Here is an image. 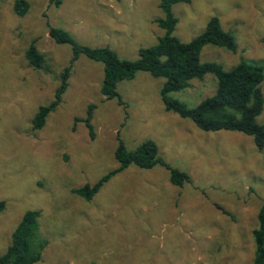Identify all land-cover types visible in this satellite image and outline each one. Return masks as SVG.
Wrapping results in <instances>:
<instances>
[{"label":"rangeland","instance_id":"obj_1","mask_svg":"<svg viewBox=\"0 0 264 264\" xmlns=\"http://www.w3.org/2000/svg\"><path fill=\"white\" fill-rule=\"evenodd\" d=\"M0 0V257L27 211H39L48 245L37 264H253V231L264 200V149L238 132H205L167 112L164 79L139 72L119 84L124 105L101 94L103 64L85 57L71 72L60 106L41 130L39 108L50 104L60 74L72 59L70 45L56 44L51 28L68 31L91 48L109 47L136 60L141 48L165 33L161 0ZM175 36L183 43L218 17L234 35L236 52L207 46L203 62L226 71L241 60L264 67V0H192L173 7ZM36 40L47 70H34L26 51ZM264 94V81L262 83ZM212 75L170 96L189 107L212 97ZM94 107L93 137L85 123ZM264 124V111L258 118ZM153 140L159 156L190 176L183 187L169 171L130 166L91 199L74 193L118 168L122 141L133 151Z\"/></svg>","mask_w":264,"mask_h":264},{"label":"trees","instance_id":"obj_2","mask_svg":"<svg viewBox=\"0 0 264 264\" xmlns=\"http://www.w3.org/2000/svg\"><path fill=\"white\" fill-rule=\"evenodd\" d=\"M192 0H161L160 8L164 18L156 24L165 31L158 43L151 47L141 48L136 60L121 59L117 52L109 47L91 48L78 44L72 35L62 28H51L50 38L59 45H70L72 59L60 74V85L55 92L54 100L41 106L33 119V128L41 130L47 118L62 103L63 96L69 88V79L74 64L85 57L93 62L103 64L104 78L101 94L107 100H117L124 105L118 87L124 81L133 80L139 72L148 73L156 79H164L161 98L167 112H172L182 119L191 120L205 132H238L253 138L259 151L264 149V124L258 118L264 111V67L241 60L233 69L226 71L216 62H203L202 53L205 47L214 46L230 52H236L237 42L234 35L222 28L218 17H212L202 34L190 42H181L174 34L178 19L173 7L179 3H190ZM60 0H55L59 5ZM29 9L25 0H18L14 10L24 16ZM26 59L34 70H47V59L39 51L34 40L26 51ZM212 75L217 81V91L194 107L172 98L170 95L188 89L193 80H204ZM94 107L89 109L85 123L93 137L91 124ZM118 168L102 177L94 185H85L74 191L86 200H91L100 189L114 176L127 170L130 166L151 170L161 166L169 171L170 182L177 187L189 183L190 176L172 168L159 156L155 141L145 140L133 151L127 150L122 141L115 151ZM0 203V211L3 208ZM258 226L253 231L255 252L253 264H264V200L258 213ZM39 211H27L12 233V241L6 252L0 257V264H37L48 245L40 233Z\"/></svg>","mask_w":264,"mask_h":264}]
</instances>
